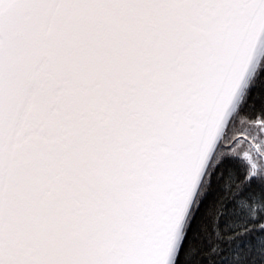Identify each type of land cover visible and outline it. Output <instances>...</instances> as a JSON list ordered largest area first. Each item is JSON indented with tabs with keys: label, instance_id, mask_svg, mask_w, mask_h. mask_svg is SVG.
I'll return each instance as SVG.
<instances>
[{
	"label": "snow or ice",
	"instance_id": "snow-or-ice-1",
	"mask_svg": "<svg viewBox=\"0 0 264 264\" xmlns=\"http://www.w3.org/2000/svg\"><path fill=\"white\" fill-rule=\"evenodd\" d=\"M0 264H264V0H0Z\"/></svg>",
	"mask_w": 264,
	"mask_h": 264
}]
</instances>
